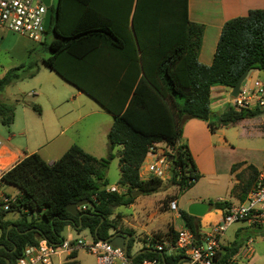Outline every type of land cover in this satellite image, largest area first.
<instances>
[{"label": "trees", "instance_id": "trees-1", "mask_svg": "<svg viewBox=\"0 0 264 264\" xmlns=\"http://www.w3.org/2000/svg\"><path fill=\"white\" fill-rule=\"evenodd\" d=\"M52 9L51 25L44 34L51 32L53 37L47 43L45 39L39 42L50 51L42 64L60 72L115 113L106 137L110 149L121 146L118 183L127 191L106 192L108 184L98 176L102 169H107V161L94 157L77 144L69 146L51 164L37 152L27 154L6 170L1 179L15 186L19 194L9 209H0V244L3 245L0 264H17L25 247L37 245L41 238L54 244L61 242L67 226H73L78 232L87 229L94 239H107L111 230H118L114 209L131 203L135 199L132 192L142 190L143 194H150L173 185L182 193L198 180L190 150L181 141L186 120H204L214 132L218 127L264 111L261 108L237 110L228 103L211 120L212 86L231 89L244 71L264 73V9H251L245 16L231 18L223 24L209 65L198 60L204 26L189 19L188 0H136L135 3L134 0H58ZM82 21L90 24L82 26ZM62 54L84 56L87 74L82 81L59 68L57 59ZM93 65L99 66L97 73L113 70V74L102 75L101 81L94 83ZM38 70L36 63L9 68L0 77V93L18 80L33 77ZM140 74L136 94L127 104L124 115L118 114ZM117 80L122 81L119 89H116L120 85H116ZM136 104L143 105L144 113L152 112L153 118L145 116L143 123L136 125L132 121ZM29 105L41 114L38 104ZM14 111L15 104L0 100L2 124L13 123ZM156 141L174 145L168 153L170 176L164 180L152 176L141 179L139 167L149 146ZM241 164L233 165L232 169ZM247 168V177L242 172L237 174L241 196L247 194L259 172L253 165ZM92 195H96L95 200ZM176 196H168L164 202ZM83 199L91 200L93 206L78 210L77 215L66 210L68 204ZM208 203L223 213L232 205L227 200ZM8 213H17L18 217L8 220ZM179 214L184 226L200 235L199 218L186 210H180ZM164 236L168 244L160 250L162 255L158 250L147 249L132 262L140 264L143 259H158L162 264H177L185 256L182 251L177 253L179 250L175 247L177 231L170 227ZM157 237L152 235L150 242ZM133 242L131 235L128 257ZM168 248L170 253L165 252ZM238 248L236 242L222 244L213 264H227ZM75 255V251L70 253L63 264H76Z\"/></svg>", "mask_w": 264, "mask_h": 264}, {"label": "crops", "instance_id": "crops-1", "mask_svg": "<svg viewBox=\"0 0 264 264\" xmlns=\"http://www.w3.org/2000/svg\"><path fill=\"white\" fill-rule=\"evenodd\" d=\"M135 1L136 0H134V3ZM251 9H264V0H188L189 19L193 22L201 23L204 26V30L202 34V43L198 52V60L200 63L204 65L211 64L215 52V47L223 24L231 18L238 16H245L248 13V11ZM7 32H11V31H8L0 26V37L2 39L8 38ZM10 38H13L16 44H19L18 51L21 52V57L17 58L13 64L6 66L8 67V69L12 67H16L22 63H25V59L29 53V50L30 49L33 50L34 48L33 46H30L28 41L31 40L28 39L26 36L18 34V37L10 36ZM136 46H137V42H136ZM13 50H14V46L7 47L5 49V51L10 55H12L11 53ZM83 60H84V56L82 55L75 58L69 54H62L57 59V65L67 74H70L75 79L82 81L87 74V69H86L87 65L83 64ZM41 68L48 69L42 64V62H41V67L39 66L38 71H40ZM98 68L99 66L93 65V70L95 71L94 83H99L101 81L100 77H102V75L111 76L113 74V70L110 72L103 71L101 73L99 72L97 73ZM48 70L49 72H54L53 74H56V76H59L65 84H70L74 86L76 88L75 89L76 92H73L71 91V89L64 87L63 91H52L50 93L51 95L49 101L53 103L54 106L51 117L52 119L48 125L47 124L43 125L44 127H42L43 128L42 132L43 131L48 132L50 131L49 128H51L52 131L54 130L57 131L55 138H60V136H62L65 132L75 129L82 121L85 120V118H87L90 115H97L96 117H98L99 120L91 122L87 126L82 125L81 135L83 137V144L82 142L75 141V138H72L70 135H68L64 138L58 139L56 145L52 149L44 153L42 152V149L45 147V145L36 146L31 150H26L24 148H21V146L10 145L2 142V145L0 147V167L5 171L8 170L21 158L33 152L39 153L40 156L46 162L51 164L69 146L75 143H77L84 151L93 155L94 157L96 158L102 157L101 156L103 153L102 146L100 147L97 146L98 143L101 142V135L106 136L112 124L111 119L113 120V116L115 113L104 108L102 104L96 101L89 93H87L83 89L77 88L72 82L68 81L57 70L54 69H48ZM36 74L34 76H36ZM141 74L138 76L130 93L126 96V103L124 107L118 112V114L124 115L127 104L136 94L135 89L138 88L137 84L139 82ZM115 83L116 85L117 83H120V85H118L116 88L119 89L121 87L122 81L117 80ZM228 91L230 93V89L223 85H214L211 87V111L213 108H219L223 103H229L231 96L229 95L228 98L225 97ZM84 94L90 97L94 101L95 105L88 103V108L87 110L84 111H80V110L73 111V109L70 110L68 107H61L64 103L73 102L74 99H80L81 96H83ZM33 95L38 96V93H33ZM117 98H123V96H117ZM0 100L7 102L6 99L3 97L2 93H0ZM16 102L18 104H21L22 106H30L29 105L30 102L27 101L16 99ZM136 110L137 111L134 114L132 120L133 122H135L136 125L142 124L143 118H145V116H148V118L150 119L153 118L152 112L147 111V113H144L142 104H136ZM252 118H246L234 124H239V123L243 124L247 120H250ZM229 126L230 125L221 126L216 128L214 132H211L206 121L196 118H190L184 123L182 127L181 141L188 146L196 166V171L199 174V176L201 177L206 176L207 178H209L210 182L213 185H217L219 179L223 175L228 174L229 195L233 198V201H229V202L231 204H236L243 201L246 196V195L241 196L240 194V185H239L240 182L239 179L237 178V174L242 172L244 175L243 177H247L248 165H253L258 170L261 169L264 166V154L262 155V157H260L256 153V150L252 148H248L247 150L248 156L242 155L238 151L234 142H232L231 133L229 132L228 129ZM243 133H246V131H244ZM257 133L264 136V131H259ZM24 134H26V132H24ZM248 135H251V133L248 132ZM13 136L14 133H10L9 139H11V137ZM51 141H48L47 144H49ZM238 163H242V164L232 169V166ZM123 187L125 188L123 193H125L127 191V188L125 186ZM1 193L18 195L19 190L15 186L10 184H5L1 181L0 194ZM184 194H186V192H184L179 197L176 196L175 198H173L177 202V207H178L177 212L169 208L170 200L164 202V200L168 196H172L174 195V193L166 194L164 197L160 196V197H155L153 199H145L140 201L138 198L142 194H138L134 196L135 199L131 203L126 205L131 209L138 207L146 215V218L142 220L139 219L138 216H132L130 214L132 218H130L126 224L121 225L118 222L116 223L118 230H111V234L115 231H120L124 234H128L129 239L131 235L134 238V242L130 250L131 255L128 257L132 264H134L132 262V259L138 254L143 253L147 249L156 252V250H158L156 248L158 243H161L164 245V247H166L168 242L164 235L170 227H172L175 231H178V229L184 226L180 216H178L180 215L178 212L181 210L178 204L179 201L181 203H184L187 207L190 203L194 201H203L202 200V197H204L203 194L190 193L187 196H184ZM152 203L153 205L155 204L159 210H166V209L170 210L172 216L169 218L167 217L166 219H164L165 218L164 217L161 220V222L158 220L153 224H149V222L152 221L153 217L155 216L154 215L155 211H150V207L152 206ZM7 215L6 218H9ZM115 215H119V214H115V209H114L113 216ZM222 215H223L222 210L213 209L210 207V209L202 217H199L200 233L206 230V228L209 225L218 222L221 219ZM240 222L242 224L237 225V227L235 228L236 232H238L239 229L247 226L252 231L255 230V228L250 227L246 222L244 221H240ZM240 222H236V223H240ZM73 229L76 230V228H74L73 226H67L64 230V236L66 234H71ZM154 234L158 235L157 240H155L153 243L147 242L146 238L152 237V235ZM77 237H81L79 233ZM226 243L227 242L224 236V238L222 239V244L226 245ZM243 244L244 242L239 244V247L242 246ZM75 252H76L75 255L76 264H95V256L87 252L85 249H78ZM165 252L170 253L171 248H168L167 250H165ZM172 252H175V250H172ZM158 253L162 255V252H160V250H158ZM177 253L181 254V251H177ZM68 255L69 254H64V253L55 255L54 261L63 264L65 261L68 260ZM90 258H92L91 259L92 261L89 263ZM177 264H189L186 255L181 257L178 260Z\"/></svg>", "mask_w": 264, "mask_h": 264}, {"label": "rangeland", "instance_id": "rangeland-1", "mask_svg": "<svg viewBox=\"0 0 264 264\" xmlns=\"http://www.w3.org/2000/svg\"><path fill=\"white\" fill-rule=\"evenodd\" d=\"M58 0H53V5H56ZM124 19V18H123ZM90 24L88 21H82L80 25L87 26ZM74 28V25L70 26ZM8 33V38H1L0 37V75L3 76L5 73L4 71L8 70V67L14 63L17 58L21 57V52L18 51L19 44H16L13 38L10 36L18 37L16 33ZM53 37V34L49 32L45 35L44 39L45 42H49V40ZM30 46H33V50L28 53L25 64L27 63H36L38 66L41 67V62L43 58H46L50 55V51L40 43H34L32 41H28ZM14 50L12 51V55L7 53L5 49L7 47H13ZM5 71V72H6ZM54 72H49L48 69L41 68L40 71L36 74V76L32 78H24L18 80L7 87L1 92L3 97L6 99L8 103L15 104V115H14V122L11 125H4L0 122V139L3 143H7L10 145L21 146L26 150H31L36 146L45 145L42 149V152H47L52 149L58 139L64 138L70 135L72 138H75V141L82 142L83 144V137H82V125H89V123L99 120L97 115H90L85 118L75 129H72L68 132H65L60 138H55L57 131H50L42 132V127L45 124H49L51 122V117L53 113V103L49 101L50 93L52 91H63L64 87L71 89V91L76 92V88L70 84H65L63 80ZM251 78L255 77H263L264 73L260 70H252L249 72ZM33 93H38V96L33 95ZM225 97H229V91L225 95ZM16 99H20L22 101H27L30 103L38 104L41 108V115H38L36 111L32 109L31 106H22L16 102ZM88 103L94 104V101L88 97L86 94L81 96L80 99H74L73 102L64 103L61 107H68L70 110L73 111H84L88 108ZM228 103H223L219 108L212 109V116L211 120H215V115L219 114L224 107ZM101 121V120H100ZM99 121V122H100ZM187 121V120H186ZM185 121V122H186ZM112 122V119H111ZM184 122V123H185ZM184 125V124H183ZM183 127V126H182ZM78 129V130H77ZM229 132L231 133L232 142L236 145L238 151L245 156H248V148H252L256 150V153L262 157L264 154V136L258 134L259 131H264V111L259 115L253 117L250 120H247L245 123L233 124L228 127ZM246 131V133H243ZM26 132V134H24ZM248 132L251 135H248ZM10 133H14V136L9 139ZM54 138V139H53ZM98 138V137H97ZM100 138V137H99ZM52 140V141H51ZM48 141H51L47 144ZM77 144V143H75ZM78 145V144H77ZM102 146V160L107 161V169L104 171L102 169L101 174L98 176L99 180H104L107 182L108 186L110 185H118L119 183V154L121 150L120 145H116L112 149L109 148L107 137L101 135V142L98 143L97 147ZM97 178V176H95ZM187 196L190 193H200L203 194L202 197L203 202H207L209 200H227L233 201V198L229 195V178L228 174L223 175L217 185H213L209 178L206 176L201 177L199 176L198 180L188 189L184 190ZM184 192L179 193L176 186L170 185L167 188L150 193V194H142L138 198L140 200L145 199H153L155 197L165 196L166 194H177L179 197ZM169 201V200H168ZM158 204V203H157ZM179 207L181 210H187V206L184 203L179 201ZM157 209V210H156ZM150 211H155V216L153 217L152 221L149 224H153L158 220H161L167 217H171L170 210H159L157 206L152 203L150 207ZM115 215L116 223L126 224L127 221L132 218V216H138L139 219L144 220L146 218L145 213L138 207L131 209L126 205H121L115 208ZM132 216H131V215ZM9 218L8 220H15L18 217L17 213H8L7 215ZM122 222V223H121ZM242 224L236 223L232 224L228 227L225 232V239L226 245L231 244L232 242H236L237 244H241L245 242L248 238H251L252 245H253V254L250 258H238L233 264H264V225L255 227V230L252 231L248 226L239 229L236 232L237 225ZM10 226V225H9ZM11 227V226H10ZM84 238L86 241L92 239L90 232L87 229H82L81 231L77 232L76 230H72L71 234H66L65 237L75 238L77 235ZM92 257V256H90ZM90 258L89 263L92 261ZM39 264V263H38Z\"/></svg>", "mask_w": 264, "mask_h": 264}, {"label": "built area", "instance_id": "built-area-1", "mask_svg": "<svg viewBox=\"0 0 264 264\" xmlns=\"http://www.w3.org/2000/svg\"><path fill=\"white\" fill-rule=\"evenodd\" d=\"M47 6L44 0H0V26L13 33L26 36L34 43L44 39L43 22ZM229 104L235 109H264V76L251 78L246 76L242 81L235 97H230ZM2 141L0 139V147ZM170 143L164 141L153 142L139 167L141 179L157 177L167 179L170 176L171 161L168 156L173 150ZM5 170L0 167V182ZM121 185L105 187L106 192L123 193ZM96 199V195H92ZM16 200V195L1 193L0 209L7 210ZM87 205L78 207L84 210ZM169 208L178 211L177 202L172 199ZM179 213V212H178ZM180 216V215H178ZM244 221L255 228L264 225V167L259 169L251 188L243 201L232 204L223 213L221 219L209 225L202 233L195 234L182 226L177 231L175 247L188 258L189 264H213L217 254L222 250V239L230 225ZM152 237H147L150 243ZM163 244L158 243L157 249L162 250ZM78 249H85L95 256V264H132L124 250L105 239H91L86 241L82 237L64 238L59 243H51L41 238L37 245H28L24 253L17 259V264H61L54 261L58 254H70ZM253 254L251 238L230 257L227 264H233L238 258H250ZM140 264H162L158 259H143Z\"/></svg>", "mask_w": 264, "mask_h": 264}, {"label": "water", "instance_id": "water-1", "mask_svg": "<svg viewBox=\"0 0 264 264\" xmlns=\"http://www.w3.org/2000/svg\"><path fill=\"white\" fill-rule=\"evenodd\" d=\"M44 3L47 6V8H46V13H45V17H44L43 28L45 31H47L51 25L52 16H53V9L51 6V0H44ZM247 75H248V71H244L238 77L236 83L230 89L229 95L231 97H235L237 95L239 87ZM138 194H143V191L142 190H136V191L132 192V196H135ZM82 205L93 206V202L89 199H83V200L68 204L66 207V210L69 213H71L72 215H77L78 207L82 206ZM209 209H210L209 203L203 202V201H194L188 205L186 211L188 214L199 218V217H202ZM10 226H12V225H10ZM194 234H195V239H197L198 238V231H196ZM105 240H107L108 242H110L111 244H113L115 246L122 248L124 250L125 254L127 255V248H128V244H129V235L128 234H124L120 231H115L112 234H110L109 237ZM1 247H3L2 244H0V248Z\"/></svg>", "mask_w": 264, "mask_h": 264}, {"label": "flooded vegetation", "instance_id": "flooded-vegetation-1", "mask_svg": "<svg viewBox=\"0 0 264 264\" xmlns=\"http://www.w3.org/2000/svg\"><path fill=\"white\" fill-rule=\"evenodd\" d=\"M53 5V0H51V6Z\"/></svg>", "mask_w": 264, "mask_h": 264}]
</instances>
